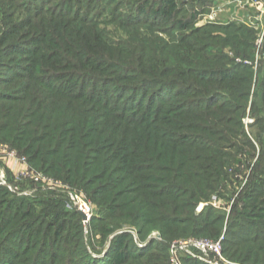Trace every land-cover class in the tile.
<instances>
[{"label": "rangeland", "instance_id": "374dc122", "mask_svg": "<svg viewBox=\"0 0 264 264\" xmlns=\"http://www.w3.org/2000/svg\"><path fill=\"white\" fill-rule=\"evenodd\" d=\"M250 1L258 2L257 6L264 9V0ZM187 2V8L191 6L200 8L199 4L193 0H187ZM90 3L88 0H0V60L5 62L0 66V144L18 154L17 147H12L7 142L9 140L5 137L6 133H3L6 124V119H3L4 114L7 112L14 114L21 110L22 106L30 107L33 112L25 118V125L22 129L27 127L26 130H29L32 127L36 130L38 127L34 126V122L37 118L34 117V114L42 110L40 106L45 100H41L42 96L40 95L46 96L43 87L48 84L53 88L63 90L66 97L72 93L74 94L72 97L75 98L80 96L81 87L84 86L86 102L90 103V105L83 106L86 116H90L89 112L92 116L94 113L89 97L103 102H105V98L111 97L109 102H119L121 109L119 111L113 109V111L115 110L118 116H122L121 118L130 120L140 119L141 113L136 110V101L140 102L144 98V105L146 101L151 104L154 102V108L165 98L177 94L182 96L176 100L181 102L180 105L186 103L184 105L186 107L189 102L203 100L202 104L208 102L217 105L228 99L227 92L229 90L224 88V84H215L217 81L208 84L194 80L196 88L204 87L194 92V88L188 89V85L172 89L173 86L159 84L160 81L156 79H147L139 86L131 83L136 87H129L131 90L126 93L120 89H113V79H109L107 83L103 82L106 77L100 81L97 79L93 84L80 82L83 72L94 71L89 70L87 65L88 62H93L90 61L93 59V54L101 51L104 44L114 47L107 41L116 40L114 43L118 47L125 51L129 50L121 36L126 34L124 26L127 27L129 22L138 19L134 14L132 0H102ZM204 9L205 13L198 16L189 31H178L173 27L153 25L140 27L139 32L143 33L145 28H149L146 33L152 43L158 38L165 46H176L175 43L183 37L182 39H187L188 42L196 40L195 46L201 47L203 42L198 40L199 36L202 40L207 39L204 37L207 36L209 40L206 41L204 49L205 47L215 48L218 42L216 37L224 39L228 33L239 36L246 35L245 33L248 32L254 37V40L247 43L249 44L247 48L243 46L241 49L242 52L245 50L246 59L252 56L253 60H241L240 53L237 55L232 49L222 48V55L226 56L222 58L227 59L221 61V64L226 65L229 60H232L228 64L229 68L236 64L241 67L245 66V69L252 71L255 78L257 69L264 61L262 54L264 15H261L255 8L245 7L244 3H239L237 0H209ZM65 16H70V19ZM82 18H87V20L82 23V20L80 22ZM84 32L87 35L86 40L80 39ZM152 48L154 49L153 45ZM95 58L97 57L95 56ZM111 58L113 57L111 56ZM37 59L41 63L39 69L45 71L37 73L33 70L32 72L26 70L29 66L27 62L32 60V64ZM106 62H109V59ZM124 71L125 69L122 72ZM44 72L47 73L44 74ZM94 74L100 76L101 73L95 71ZM167 74L169 73L167 72ZM167 74L162 75L164 81L169 76ZM42 78L45 81L43 86L40 85ZM184 78L188 81L191 80L189 77ZM118 81L120 82V79ZM149 82L155 83L149 84ZM235 82L233 81V84ZM121 83L128 84L125 81H121ZM22 84L25 86L20 88ZM252 84L251 92L247 98L240 102L232 98V104L243 105L242 117L228 115L230 119H222L219 121L221 125H213V122L203 118L202 120L205 121L193 120L196 128L190 132L187 131L191 141L196 142L200 148L218 150L227 154L223 158L224 161L227 160L226 165L229 167V178L224 183L225 185L216 193H212L208 201L199 203L194 210L197 215H206L209 211L215 216L218 213L225 215L224 225L222 230L218 231L220 232L218 236L214 237L218 233H215L217 230H209V235H199L194 238L178 236L175 232L171 235V241H166L158 231L145 235L137 230V227H133V222L129 219L127 211L117 212L113 215L114 217L107 215L105 210L111 202V197L116 196L110 186H115L121 177L127 176L124 170H128L131 168L130 166L137 167L140 159L132 155H125L126 157L121 161L120 153H118L112 157L108 165L97 166L96 169L98 159L101 158L96 151L95 154L94 150H87L88 145L86 146V157H78L80 164H83L84 167L74 169V179H72V174H69L68 181H65L61 177L62 175H56L52 170L48 171L51 162L56 161V158L50 156L45 157L43 161H40L41 159H37L36 162L27 160L29 172L25 176H20L19 179L15 178L17 173L14 166L12 167L6 162L0 163L7 180V186L0 187L6 190V192L0 191V204L12 199L22 200L24 203L18 209L20 214H11L9 230L0 232V264H99L109 255L111 244L121 233L129 236L128 246L132 251L129 264H166L169 253L162 252L158 243L166 247L165 244L170 246L174 242L189 239L221 240V257L217 258L211 254L206 256L194 248H189V253L180 254L181 258L188 256L200 264H209V262H213L212 264H264V226L253 224L255 230H248L251 225L241 218L245 214L254 212V210L248 209V206L251 205V201H248L249 196L244 198L243 195L247 180L256 168L258 176L262 177L263 174L259 172V169L264 168V106L260 103L263 93L260 91L259 85L254 90V80ZM213 91H216L213 96L205 97V99L200 98V95ZM105 114L106 116L103 121L98 123V126L107 122L106 118L110 113L105 112ZM101 116L103 115H98L99 118ZM169 118L172 116L169 115ZM115 119L117 118L115 117ZM173 119L174 123L169 125V128L172 129L177 128L178 124L180 125L182 122V119L178 117H173ZM68 122L65 118L60 121L62 125H65V131L62 133L60 141L62 146H68L69 152L72 153L73 151L70 149L71 134L67 130L71 125ZM99 128H96L95 132L98 133V130H101V134H105V131ZM42 131V128H39L34 134H41ZM120 132H122V128L114 136H118ZM17 133L15 132L16 139L20 140L21 136ZM87 136L99 139L96 134H91V131H88ZM39 138L37 137L36 140ZM116 138L118 137H114L112 140ZM246 140L250 141L251 149L243 144V141ZM88 141L89 139L85 142ZM108 148L105 153L112 152V145ZM117 150L118 148H116ZM72 159L73 157L70 156L69 162ZM57 169V167H53L56 172H58ZM150 172L147 173L150 174ZM31 174L40 175L41 179L35 182ZM155 175L156 177L162 176L159 173H153V176ZM71 179L72 181H70ZM105 182H108V185ZM103 184L105 187L102 188L106 191L94 196L93 191ZM123 186L125 185L123 184L119 188ZM261 190L253 201L258 206L264 204V189ZM108 191L110 192L108 193ZM131 196L133 195H118L115 200L121 202ZM74 197L83 198L88 203L89 218L78 211L77 201L72 200ZM27 208L31 210V215L28 217L25 215ZM2 209L3 207L0 205V216ZM238 216L240 217L238 221L236 218L233 219ZM87 219H89L88 222H86ZM91 219H94L95 222L91 223ZM23 225H28L30 230H26L25 227L20 229ZM59 226L63 230H58ZM98 228L105 230L99 231ZM241 228L243 229L241 230ZM135 255H138L136 259Z\"/></svg>", "mask_w": 264, "mask_h": 264}, {"label": "trees", "instance_id": "16d2710c", "mask_svg": "<svg viewBox=\"0 0 264 264\" xmlns=\"http://www.w3.org/2000/svg\"><path fill=\"white\" fill-rule=\"evenodd\" d=\"M101 1L88 0V3ZM193 1L199 4V9L193 6L187 8V0H132L134 14L138 19L129 22L127 27L124 26L126 34L121 36L129 50L125 51L118 47L114 43L116 40L107 41L113 44L114 47L104 44L101 51L93 54V59L90 61L94 63L88 62L87 65L89 70L94 71L83 72L80 82L93 84L97 79L100 81V79L106 77L103 82L107 83L109 79H113V89H120L123 93H126L131 90L129 87H136L131 83L139 86L147 79H156L160 81L159 84L173 86L172 89H179L181 86L188 85V89H196H193L194 92L204 88L203 86L196 88L194 80L207 82L208 84L217 81L215 84H224V88L229 90L227 92L228 99L225 102L212 105L208 102L202 104L203 100H201V102H189L188 107H186L184 106L186 103L180 105L181 102L176 100V98L182 96L177 94L165 98L154 108V102L151 104L146 101L147 105H144V98L140 102L136 101V110L141 113L139 115L140 119L130 120L121 118L122 116H118L115 110L113 111V109L118 111L121 109L119 108V102H109L111 97L105 98V102L89 97V102L93 104L92 112L94 113L92 116L89 112L90 116H86L83 106L90 105V103L86 102L84 96L86 89L83 90L84 86L81 85L80 96L75 98L72 97L74 95L72 93L66 97L63 90L53 88L52 85L48 84L43 87L46 96L44 94L40 95L42 96L41 100H45L40 106L42 110L34 114V117L37 118L34 122V126L38 127L36 130L30 126L29 130H26V126L24 130L22 129L25 125V118L33 112L30 107L22 106V109L14 114L7 112L3 118L6 119L3 133H6L5 137L9 140L7 142L12 147H17L18 154L26 157L29 162H36L37 159L43 161L45 157L49 156L56 158L55 162H51L48 171L52 170L54 174L62 175L61 177L65 181L69 180V174H72L73 177H71L74 179V169L84 167L83 164H80V158L78 157L85 156L86 146L88 145L87 150H94V153L96 151L101 158L98 159L96 169L97 166L108 165L112 157L118 153H120L121 161L126 157L125 155H132L140 159L137 167L130 166L131 168L124 170L127 176L121 177L118 183L114 184L115 186H110L116 196L126 194H132L133 196L121 202L115 200L116 196L111 197V202L105 212L107 215L114 217L113 215L117 212L127 211L129 219L133 222V227H137L136 229L145 235L158 231L166 241H171V235L175 232L178 236L183 235L194 238L199 235H209V230H217L216 233L222 230L224 225V214L218 213L215 216L210 211L206 215L194 213L199 203L208 201L212 193H216L225 185L224 183L229 178V167L226 165L227 160H223L227 156L225 152L221 153L218 150L200 148L196 145V142L191 141L187 131L190 132V130L196 128V124H193L192 121L202 120L203 118L213 122V125H221L219 121L224 118L230 119L228 115L233 114L242 117L243 105L239 103L232 104V98L239 102L247 98L251 92L253 80L255 83L254 90L257 85L261 87L260 91H262L263 97L261 96L260 103L264 106V61L257 69L255 78L252 71L245 69V66L241 67L236 64L234 67L229 68L228 64L232 60H229L226 65L221 64V61L227 59L222 58L226 57L222 55V48L232 49L237 55L240 53L241 60H253L252 56L249 55L246 59L245 50L242 52L241 49L243 46L247 48V45H249L247 43L253 42L254 37L250 33L247 32L246 35L239 36L228 33L224 39L216 37L218 41L216 47H211V49L205 47L204 49L203 47L207 44L206 41L209 40L207 36H204L207 38L205 40H202L199 36L198 40L203 42L201 47L195 46L196 40L188 42L187 39H182L183 37L175 43L176 46H165L158 38L152 43L146 33L149 28H145L143 33L139 32L140 27L153 25L173 27L174 30L178 31H189L194 26L198 16L205 13L204 8L209 2V0ZM110 6H112L111 3ZM65 17L70 19V16ZM81 20L83 23L87 18L80 19V22ZM80 39H87L85 32ZM262 54L264 56V47L262 48ZM107 59H109V62H106ZM31 62L32 60L27 62L29 66L26 70L29 72H32V70L37 73L45 71L39 69L41 63L38 59L35 63L31 64ZM4 63L0 60V66ZM123 66L125 67L124 72H122L124 70ZM95 71L100 72V76L94 74ZM164 74L169 75L166 81L163 80L164 76L162 75ZM184 77H189L191 80L188 81ZM118 79H120V82ZM121 81L128 84H123ZM233 81L236 82L233 84ZM151 83L155 82H149V84ZM43 84H45V81L42 78L40 85L43 86ZM24 86L25 84H22L20 88ZM96 87L98 88V86ZM211 93L202 94L200 98L205 99V97L213 96L216 91ZM105 112L110 113L106 118L107 122H103L98 126V123L103 121L106 116ZM101 114L103 116L99 118L98 115ZM167 114L172 118H169ZM151 115H153V118L150 119ZM173 117L182 119L181 126L178 124L177 128H169L170 123H174ZM63 118L69 121L68 123L71 125L67 130L71 134L70 149H72V153L69 152V147H63L60 141L61 135L65 131V125L60 123ZM116 127H118L117 130H115ZM39 128H42V133L35 135L34 133ZM96 128L103 129L105 134H101V130L96 133ZM121 128L122 132L118 136H114ZM93 130L94 132H92ZM88 131H91V134H96L99 139L86 137ZM15 132H18L17 135L21 136L20 140L16 139ZM37 137L40 138L36 140ZM114 137L118 138L112 140ZM87 139L89 141L85 142ZM243 144L250 147V141L248 140L243 141ZM107 145H112V152L105 153L109 149ZM103 147L104 149H102ZM116 148H118L117 151ZM70 156L73 157L71 162H69ZM53 167H57L58 172L53 170ZM145 170L147 172L151 171L150 174L145 173ZM259 172H262V177L258 176L257 168L250 174L243 192L244 198L248 195V201H251L248 209L254 210L252 214L241 216L243 220L251 225L248 230H255L253 224L264 226V204L258 206L253 202L258 192L264 189V168H260ZM153 173H159L162 176L156 177V175L153 176ZM107 183L105 182L106 185H108ZM123 184L125 186L119 188ZM102 187H105L104 184L97 187L93 191V195L98 196L102 191H106ZM0 191L6 192L3 188H0ZM23 204L22 200L13 199L8 202H1L0 205L3 209L0 216V232L1 230H9L10 218L17 213L20 214L18 209ZM25 212L27 213L25 214L26 217L31 215V210L28 208ZM235 218L238 221L240 217H233V219ZM94 219H91V223L95 222ZM24 227L27 228L26 230H30L28 225H23L20 229H24ZM61 229L63 230L59 226L58 230ZM98 230L105 229L98 228ZM219 233L214 237L218 236ZM128 238L127 234L117 235L111 244L109 255L99 264H129L132 251L128 246ZM158 244L162 252L169 253L168 248L161 243ZM168 260L169 255H167L166 264H168ZM181 260L183 264H200L188 256L182 257Z\"/></svg>", "mask_w": 264, "mask_h": 264}, {"label": "built area", "instance_id": "2783aa9c", "mask_svg": "<svg viewBox=\"0 0 264 264\" xmlns=\"http://www.w3.org/2000/svg\"><path fill=\"white\" fill-rule=\"evenodd\" d=\"M239 3H244L245 7L255 8L261 15H264V9H261V6H257L258 2H253L250 0H237ZM9 163L14 166L17 176L16 179H19L20 176H25L28 170V162L26 157L18 155L15 151L10 150L7 146L0 144V163ZM35 182H38L41 179L40 175L31 174ZM7 186L6 174L0 167V187ZM72 200L77 201V206L79 212H81L86 218H89V205L88 203L80 197H74ZM89 219L86 220L88 222ZM189 248H194L195 250L201 252L202 254L213 255L217 258L221 257V240L218 241H209V240H197L189 239L172 243L169 250V260L168 264H183L181 260V253L188 252ZM213 262H209L212 264Z\"/></svg>", "mask_w": 264, "mask_h": 264}, {"label": "water", "instance_id": "95a60500", "mask_svg": "<svg viewBox=\"0 0 264 264\" xmlns=\"http://www.w3.org/2000/svg\"><path fill=\"white\" fill-rule=\"evenodd\" d=\"M165 246H166V247H169V245H168V244H165Z\"/></svg>", "mask_w": 264, "mask_h": 264}]
</instances>
